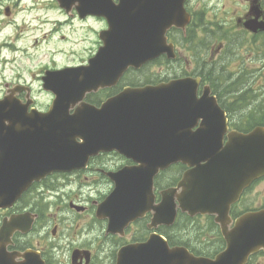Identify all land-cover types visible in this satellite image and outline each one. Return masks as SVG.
Masks as SVG:
<instances>
[{"label":"water","instance_id":"water-1","mask_svg":"<svg viewBox=\"0 0 264 264\" xmlns=\"http://www.w3.org/2000/svg\"><path fill=\"white\" fill-rule=\"evenodd\" d=\"M58 1L67 8L78 2L82 16L106 15L111 27L103 36L105 45L89 65L65 69L67 86L52 89L56 99L48 112L28 113V105H21L12 96L0 99V206L9 204L33 181L53 171L84 167L91 155L117 148L139 165L112 174L116 188L99 208V214L110 218L109 231L117 232L150 210L154 211L152 228L172 224L180 207L190 215L215 214L226 247L214 258L197 256L187 247L170 246L165 237L152 233L146 241L122 247L116 264H247L251 255L264 251V209L246 212L234 222L229 215L243 190L264 176V127L248 134H232L224 144L226 119L221 122L224 112L216 102L205 110L188 107L185 99L176 106V98H165L159 86L131 90V94H122L102 108L81 103L70 114L87 92L113 84L129 66L141 67L157 54L152 40L158 38L160 30L165 39L172 24L162 25L155 17L145 22L146 0L142 6L137 4L139 0H133L129 10L113 6L110 0ZM116 107L120 134L115 137L111 121ZM211 115L213 122L207 120ZM200 117L205 122L193 130ZM139 132L152 136L141 137ZM144 140H151V144ZM5 147L24 152H3ZM178 162L190 169L176 187L163 192V201L154 205V176ZM124 173L128 182L117 179ZM9 235L3 229L0 232V264H17V254L6 251ZM22 256L24 262L18 264H44L41 257L30 252Z\"/></svg>","mask_w":264,"mask_h":264},{"label":"flooded vegetation","instance_id":"flooded-vegetation-1","mask_svg":"<svg viewBox=\"0 0 264 264\" xmlns=\"http://www.w3.org/2000/svg\"><path fill=\"white\" fill-rule=\"evenodd\" d=\"M110 2L127 10L129 6H134L133 0ZM143 2L144 0H139L137 4L141 6ZM20 4H0V16L8 19L9 23H15L17 12L13 8ZM41 7L45 9L48 6ZM55 7L62 19L50 17L48 10L35 19H28L29 15L26 14L21 22L16 23L17 31L25 34L29 30H39L43 41L53 39L59 33L60 39L65 40L66 34L61 30L67 23L74 20L87 23L93 20L101 27L95 30L97 40L93 53L103 46V36H106L111 25L110 17L90 14L82 18L75 5L67 10V6L61 7L58 2L49 8ZM145 10V22L155 17L162 25L172 24L165 33V39L174 44L176 58L170 59L168 51H162L163 32L160 30L157 32L158 38L152 40L157 42L160 54L140 69H128L116 84L87 93L85 102L100 108L107 100L127 91V88L163 84L162 95L165 98L175 97L176 106H179L184 103L185 92L178 85L170 83L186 77L192 81L199 78L197 84H187L190 89L187 96L205 101L216 98L226 113L221 120L224 122L226 119L228 124V128L225 125L223 128L225 141L233 131L248 133L256 126L264 125V29L261 28L264 26V0H146ZM3 22L4 19L0 21ZM35 23L39 25L34 27ZM227 28L237 29V32L246 35L249 48L253 50L240 61L238 71L231 74L226 73L228 68L225 64L228 61L223 55ZM35 42L38 40L35 39ZM9 46L12 53L20 55L19 63L22 68L13 74H1L0 98L12 96L21 104L29 105V111L33 107L46 111L55 98L52 89L67 86V73L60 71L67 67V62H41V59L33 57L28 50ZM183 50L189 51L190 59L185 57ZM88 59L80 64H87ZM27 61L37 63L32 67ZM1 65L0 57V68ZM39 94H46L49 100L43 104ZM77 107L78 105L71 112ZM207 120L213 121L211 118ZM216 121L219 122L220 119ZM201 122L203 119L197 121V126ZM117 126L118 131L119 125ZM144 135L152 136L150 132L149 135ZM2 151L18 153L24 152V149L5 147ZM5 160L14 158L6 157ZM135 164L118 149L101 151L90 157L85 168L68 172L55 171L41 181L33 182L18 198L6 206H0V231L3 229L10 234L7 250H32L44 259L45 264H116L119 248L127 243L144 241L153 231L150 226L153 217L151 211L127 224L125 228H118L115 233L109 231V218L99 214L101 202L116 185L108 173L118 172ZM177 167L180 168L179 177ZM171 168L173 170L168 172ZM171 168L154 176L155 203L162 200L161 191L176 185L183 172L188 169L183 164H175ZM261 181L264 178L254 180L231 206L230 215L233 219L244 212L264 208V205L248 207L247 195ZM196 219H207L212 227L214 222V228L222 233L219 224L215 222V216L198 215ZM167 228L163 223L156 231L163 234ZM73 233L77 236L67 243V236ZM262 255V252L254 255L248 264ZM21 260L18 257L16 261Z\"/></svg>","mask_w":264,"mask_h":264},{"label":"rangeland","instance_id":"rangeland-1","mask_svg":"<svg viewBox=\"0 0 264 264\" xmlns=\"http://www.w3.org/2000/svg\"><path fill=\"white\" fill-rule=\"evenodd\" d=\"M18 2L21 4L14 6L13 8L15 12H17V20L15 23H9L8 19L0 16V21L4 19V22L0 23V57L2 58L0 76L1 74H13L19 68H22L19 63L20 55H15V53H12L9 44L18 48H22L23 50H28L29 53L33 55V57L41 59V62H50L55 60L57 64H63L67 62V66L80 64L82 61L88 59L92 54H94L93 52L96 48L97 40V35H95L97 33L95 30H99L101 28L98 22L90 20L87 23H84L74 20L71 23H67L63 30H61L62 33L66 34L65 40H61L59 33H57L53 39L43 41L41 38L42 33H39V30H29L23 34V32L21 33L20 31H17L16 23L21 22L22 17L27 16L26 14L29 15L27 17L28 19H35L36 16L42 15L45 10H48L50 17L62 19L57 7L49 8L50 6H55L57 1L0 0V4L3 5L15 4ZM219 4V7L222 8L221 3ZM41 5H47L48 7L44 9L41 7ZM31 8L33 9L29 12ZM33 22H36V20H33ZM33 25L34 27H37L39 24L35 23ZM35 39L38 40L37 43L35 42ZM224 40L226 46L224 53H222L228 61V63L225 64L228 68L226 73L231 74L238 71L237 69L240 61L245 58L249 52H253V50L249 48L247 36L237 32V29L231 30L230 28H227ZM188 52L189 51L183 50L185 57L190 59ZM26 63L33 67L37 62L34 61L31 63L30 61H27ZM39 98L43 104L49 100V96L46 94H39ZM247 197L249 199L248 207L264 205V181L256 184L254 188L248 193ZM192 223L203 228H194ZM207 223V219L188 221L186 218H181L178 223V229H186L184 234L190 233L192 235V238L187 237V243L195 245L198 249L204 245L205 249L200 250H204L205 252L209 253L214 250V240L218 239L219 237L217 235V231L210 229ZM74 236H77V234L73 233L71 236L68 235L67 243L72 242ZM196 239H199V241ZM199 242H201L200 246ZM252 264H264V255L258 257Z\"/></svg>","mask_w":264,"mask_h":264},{"label":"trees","instance_id":"trees-1","mask_svg":"<svg viewBox=\"0 0 264 264\" xmlns=\"http://www.w3.org/2000/svg\"><path fill=\"white\" fill-rule=\"evenodd\" d=\"M184 231H186V229H180L179 228V229L169 230L166 233V235H167V237H168V239H169L171 244L184 243V242H188V238L187 237H191L192 236L190 233L184 234Z\"/></svg>","mask_w":264,"mask_h":264}]
</instances>
